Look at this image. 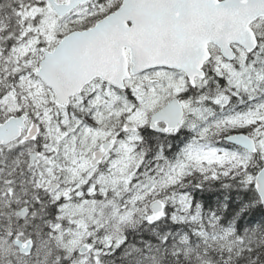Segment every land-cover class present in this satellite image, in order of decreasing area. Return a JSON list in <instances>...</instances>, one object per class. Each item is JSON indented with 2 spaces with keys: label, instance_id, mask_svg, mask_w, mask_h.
I'll return each mask as SVG.
<instances>
[{
  "label": "snow or ice",
  "instance_id": "obj_1",
  "mask_svg": "<svg viewBox=\"0 0 264 264\" xmlns=\"http://www.w3.org/2000/svg\"><path fill=\"white\" fill-rule=\"evenodd\" d=\"M0 264H264V0H0Z\"/></svg>",
  "mask_w": 264,
  "mask_h": 264
}]
</instances>
